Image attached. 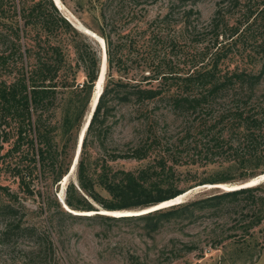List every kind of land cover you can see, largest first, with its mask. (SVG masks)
<instances>
[{
    "label": "trees",
    "instance_id": "16d2710c",
    "mask_svg": "<svg viewBox=\"0 0 264 264\" xmlns=\"http://www.w3.org/2000/svg\"><path fill=\"white\" fill-rule=\"evenodd\" d=\"M100 1L96 6L90 0L87 10H97L101 21L98 33L106 47V74L81 144L76 182L70 181L64 191L68 209L76 213L141 210L172 200L196 186L246 182L256 176L257 169L264 175V69L222 72L217 65L226 57L224 51L228 48H217L206 54L214 60L210 68L202 65L183 74L147 68L141 81L126 78V73L120 72L122 52L114 50L112 36L115 26L136 24L140 0ZM200 1L172 0L170 13ZM225 3L237 5L238 0H221L217 5L208 26L215 34L216 47L221 43L219 37H226L222 33L227 26L222 14ZM193 13L191 9L184 11L182 18ZM242 17L245 23L252 20L248 29L257 22V26L264 24V0L254 10L247 6ZM241 33L239 28L231 31L227 38L230 45L245 41ZM130 36L131 31H127V38ZM80 37L52 0H0V68L11 63L16 69L11 80L0 81V124L6 119L14 122L12 153L20 152L26 144L27 154L22 159L27 158V165L15 164L14 175L27 196L37 194L41 198L38 211L45 215L48 228L61 235L66 224L83 220L131 221L141 225L143 236L153 239L172 221L193 223L199 214L238 206L239 213L245 211L239 231L242 237L249 236L264 219L261 184L217 191L139 216H80L63 208L51 189L72 166L100 63L98 51ZM68 43L72 45L73 59L65 52ZM261 53L264 55V48ZM113 71L118 73L116 78ZM113 104L136 111L142 135L136 145L122 154H111L110 159L146 160L153 155L152 164L137 171H113L106 163L98 171L90 169L86 151L89 138L106 137L109 118L115 111ZM201 168L212 172L198 176ZM33 178L44 183V192L29 188ZM0 189L7 197V201L0 202V245L21 244L32 262L46 264V258L55 251L48 230L42 232L28 223L17 206L16 194ZM236 238V233L218 237L212 246Z\"/></svg>",
    "mask_w": 264,
    "mask_h": 264
},
{
    "label": "rangeland",
    "instance_id": "374dc122",
    "mask_svg": "<svg viewBox=\"0 0 264 264\" xmlns=\"http://www.w3.org/2000/svg\"><path fill=\"white\" fill-rule=\"evenodd\" d=\"M89 1L60 0L62 7L57 9L71 26L77 27L76 30L81 34L80 40L90 42L101 56L102 44L99 39L102 41L103 39L98 33L101 21L97 10L95 12L87 10ZM93 1L96 6L101 2ZM171 1L140 0L136 5V24L115 26L116 30L112 36L114 50L117 52L121 49L120 72L126 73V78L141 81L148 73L147 68H153L154 71L174 70L178 74L191 72L193 68L202 65L210 68L214 60L206 54L212 53L217 48H223L222 51L228 48V51H224L226 57L217 65L222 72L234 69L258 72L264 69V55L261 53V49L264 48V24L257 26L259 24L257 22L248 29V26L252 25V20L245 23L242 17L247 6L254 10L261 0H238L237 5L223 4L225 7L222 14L227 26L222 33L226 37H219L221 43L217 47L214 41L215 34L208 29V26L221 0H202L196 4H187L170 13ZM190 9L194 13L186 18L185 22L182 18L183 12ZM166 14L168 16L165 18ZM235 28H239L245 41L230 45L231 40L227 38ZM127 31H131L129 38ZM71 46L68 43L65 52L73 59ZM9 47L7 43L6 50ZM10 64L0 68V81L13 78L16 69L15 65ZM114 72L116 78L118 73ZM105 74L106 69L104 80ZM81 80L80 76L78 81ZM261 89L264 90V84ZM114 106L115 111L109 118L110 130L106 137L89 138L86 151L90 169L98 171L102 164L106 163L113 171H137L152 164L153 155L146 160L110 159L111 154H122L136 145V141L142 135L137 127L136 111L132 107ZM87 110L85 120L90 113L89 104ZM32 118L35 119L34 114ZM171 121L167 118L168 124H171ZM15 140L14 122L7 119L1 121L0 187L16 194L17 206L20 212L26 215L25 219L28 223H32L42 232L48 230L55 251L46 258V264H264V219L260 225L250 231L249 236L242 237L239 225L245 211L239 213L238 206L213 212L214 214L212 212L199 214L193 223L172 221L165 224L153 239L143 236L141 225L138 223L121 220L109 223L83 220L76 224H66L63 233L57 235L48 228L45 215L39 214V206H42L41 198L37 194L27 196L14 175L15 164L24 167L28 162L27 158L22 159L27 154L25 143L20 152H11ZM194 170L192 169L191 172L194 173ZM211 172L212 169L197 170L198 176ZM255 173V177L263 175L260 174L259 169L255 170ZM63 179L51 189V193L57 198L60 195L64 197L66 185L70 181L76 182V167L72 172L69 170L65 185L62 183ZM241 183L244 182L236 181L225 185ZM260 184L264 185V180ZM214 187L216 186L213 184L196 186L189 190L182 201L189 202L223 191ZM29 188L34 192L45 191L44 183L40 178H33ZM101 194L105 195L103 191ZM5 201L7 197L0 189V202ZM254 210L257 211L256 208ZM231 233H236L238 238L227 240L217 247L212 246L213 240ZM23 247L21 244L16 247L0 245V264H35ZM189 247L193 249L189 250Z\"/></svg>",
    "mask_w": 264,
    "mask_h": 264
},
{
    "label": "bare ground",
    "instance_id": "6f19581e",
    "mask_svg": "<svg viewBox=\"0 0 264 264\" xmlns=\"http://www.w3.org/2000/svg\"><path fill=\"white\" fill-rule=\"evenodd\" d=\"M54 2L56 3V5L58 6V8L60 9L62 6V4H61V2H60V0H54ZM75 26V25H74ZM77 28V27H76ZM79 29H80V26H79ZM82 30H83V28H82ZM85 32H86V30H85ZM93 35V34H92ZM91 36V35H90ZM100 41H101V44H102V49H104V56H105V58H106V53H105V44H104V42L101 40V39H99ZM105 65H106V59H105ZM105 69H106V66H105V68L104 67H102V74H101V76H100V78H99V82H98V87H97V90H98V93H99V91H100V89H101V87H102V85H103V75H104V72H105ZM102 90H103V88L101 89V92H102ZM91 111V110H90ZM91 113V112H90ZM90 113H89V115L87 116V118L90 116ZM87 118H86V120H87ZM85 120V121H86ZM86 130V129H85ZM84 134H85V131L83 132V136H84ZM82 139H83V137H82ZM81 147V146H80ZM79 153H80V150H79ZM78 157H79V154H78V156H77V159H78ZM77 159H76V162H74V165L73 166H71L72 168H71V172L75 169V167H76V163H77ZM67 178H68V175H66V176H64V179H63V181H62V183H63V185H65V183H66V180H67ZM260 180H264V175H260V176H258V177H255V178H253V179H250V180H248V181H246V182H244V183H241L240 185L238 184V185H225V184H218V185H214V186H219V187H221V188H225V190H234V189H236V188H239V187H241V186H251L252 184H254V183H257V182H259ZM186 195H188V193H186V194H182V195H180V196H178V197H176V198H174V199H172V200H169V201H166V202H163V203H160V204H158V205H155V206H152V207H149V208H145V209H141V210H136V211H129V210H125V211H118V212H109V211H107V212H104L103 210H100L99 211V213H101V214H104V215H108V216H119V217H123V216H131V215H140V214H144V213H146V212H148V211H151V210H153V209H155V207H165V206H167V205H170V204H173V203H176V202H179V201H182L183 200V198L186 196ZM60 197H61V199H62V195H60ZM74 213H76V212H74ZM80 214H82V215H93V214H95V212L94 213H92V212H85V213H80Z\"/></svg>",
    "mask_w": 264,
    "mask_h": 264
},
{
    "label": "water",
    "instance_id": "95a60500",
    "mask_svg": "<svg viewBox=\"0 0 264 264\" xmlns=\"http://www.w3.org/2000/svg\"><path fill=\"white\" fill-rule=\"evenodd\" d=\"M53 1V3H54V5L58 8V6L56 5V3L54 2V0H52ZM59 9V8H58ZM75 28V27H74ZM75 29H77V28H75ZM104 42V41H103ZM105 56H104V49H102V51H101V56H100V63H99V70H98V74H97V79H96V81H95V83H94V86H93V89H92V94H91V99H90V102H89V107H90V116L87 118V120L83 123V125H82V127H81V130H80V132H79V136H78V140H77V146H76V150H75V155H74V159H73V162H72V166L74 165V162H76V159H77V156H78V154H79V150L81 149V144H82V141H83V139H82V137H84L83 136V132L85 131L86 132V130L85 129H87V127H88V124H89V122H90V119H91V116H92V114H93V111H94V109H95V107H96V104H97V101H98V99H99V96H100V94L102 93L101 92V89H102V87H101V89H100V91H99V93H98V90H97V87H98V82H99V78H100V76H101V74H102V67H104L105 68ZM78 160V159H77ZM77 164V163H76ZM72 168V167H71ZM71 170V169H70ZM261 181L262 180H260L259 182H257V183H254V184H252L251 186H241V187H239V188H236V189H234V190H238V189H242V188H249V187H255V186H258V185H260V183H261ZM214 188H217V189H221V190H223V191H227V190H225V188H221V187H219V186H216V187H214ZM228 191H233V190H228ZM186 193H189V190L188 191H186L184 194H186ZM58 201H59V203H61L62 204V206H63V208L66 210V211H68L69 213H71V214H74V215H80V216H91V215H82V214H80V213H74L73 211H70L69 209H68V207L65 205V203H64V197H62V199H61V197H58ZM184 201H179V202H176V203H173V204H170V205H167V206H165V207H155V209H153V210H151V211H148V212H146V213H149V212H153V211H156V210H158V209H163V208H167V207H170V206H174V205H178V204H181V203H183ZM146 213H144V214H146ZM95 214H99V215H104V214H101V213H99V212H95ZM94 215V214H93ZM140 215H143V214H140ZM131 216H139V215H131ZM114 217H119V216H114Z\"/></svg>",
    "mask_w": 264,
    "mask_h": 264
},
{
    "label": "clouds",
    "instance_id": "9594fccd",
    "mask_svg": "<svg viewBox=\"0 0 264 264\" xmlns=\"http://www.w3.org/2000/svg\"><path fill=\"white\" fill-rule=\"evenodd\" d=\"M122 217V216H121Z\"/></svg>",
    "mask_w": 264,
    "mask_h": 264
}]
</instances>
